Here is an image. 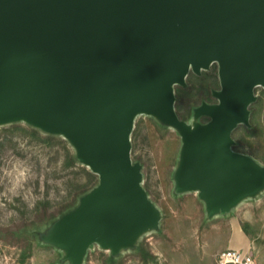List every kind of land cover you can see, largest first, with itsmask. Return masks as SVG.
<instances>
[{
    "label": "water",
    "instance_id": "water-1",
    "mask_svg": "<svg viewBox=\"0 0 264 264\" xmlns=\"http://www.w3.org/2000/svg\"><path fill=\"white\" fill-rule=\"evenodd\" d=\"M214 62L218 102L198 106L210 120L186 135L182 180L224 210L259 177L231 132L264 87V0H0V120L63 128L99 175L76 240L155 223L130 162L132 114L169 113L174 85Z\"/></svg>",
    "mask_w": 264,
    "mask_h": 264
},
{
    "label": "rangeland",
    "instance_id": "rangeland-1",
    "mask_svg": "<svg viewBox=\"0 0 264 264\" xmlns=\"http://www.w3.org/2000/svg\"><path fill=\"white\" fill-rule=\"evenodd\" d=\"M188 93L178 103L183 121L175 103L169 113L139 108L132 114L130 162L155 211V223L127 236L112 234L108 240L100 236L79 241L71 229L100 181L80 194L86 171L93 168L66 131L26 118L0 120V264H169V255L176 257L192 241L202 251L205 239L215 236L216 246L250 248L264 264V87L254 89L253 126L248 124L252 131L241 127L235 134L238 142L231 144L259 177L235 193L224 210L212 208L201 187L182 180L186 135L206 116L195 106L198 93ZM17 163L30 172L28 183L13 197L4 172Z\"/></svg>",
    "mask_w": 264,
    "mask_h": 264
},
{
    "label": "trees",
    "instance_id": "trees-1",
    "mask_svg": "<svg viewBox=\"0 0 264 264\" xmlns=\"http://www.w3.org/2000/svg\"><path fill=\"white\" fill-rule=\"evenodd\" d=\"M221 89V82L219 77V66L217 62H214L208 69L201 70L199 73H195L192 70H189L185 80L181 84H175L174 85V98H175V107L176 111L179 110V105L183 99L188 93V91L191 92H197L198 97L196 100V107L200 106L203 102H210V103H217L218 98L214 95L215 91H218ZM214 99V101H212ZM257 100H254L249 105V120L248 123H239L234 130L231 132V137L233 142H238V139L235 138V134L237 130H239L241 127L245 128L247 131L250 130L249 126H253L251 122V115H252V109L253 104L256 103ZM192 110V107L190 111ZM179 114V112H178ZM180 115V114H179ZM179 119L182 121L185 120L184 117L181 115L179 116ZM210 120L209 116H204V123L208 122ZM248 124H250L248 126ZM233 148L236 151H239L238 145H233ZM88 179L86 182H84L82 185H80V194L85 193L91 189L99 182V175L94 173L93 171L87 170Z\"/></svg>",
    "mask_w": 264,
    "mask_h": 264
},
{
    "label": "crops",
    "instance_id": "crops-1",
    "mask_svg": "<svg viewBox=\"0 0 264 264\" xmlns=\"http://www.w3.org/2000/svg\"><path fill=\"white\" fill-rule=\"evenodd\" d=\"M218 237H214L212 239H205V241L202 244V251H201V244L198 243L196 245V243L194 241H192L190 243V246L187 248H184L181 252H177V256L176 257H172L169 254V259L168 260L169 264H214L215 261V254L216 252L227 248V247H242V246H238L237 244L235 245H225V244H221V245H215V243L218 241ZM188 243V242H187ZM170 253V250H167L166 253ZM201 252H203V256L201 254ZM166 253L162 252V255H166ZM204 257L203 261L202 258ZM166 259V256H165ZM171 262V263H170Z\"/></svg>",
    "mask_w": 264,
    "mask_h": 264
},
{
    "label": "built area",
    "instance_id": "built-area-1",
    "mask_svg": "<svg viewBox=\"0 0 264 264\" xmlns=\"http://www.w3.org/2000/svg\"><path fill=\"white\" fill-rule=\"evenodd\" d=\"M214 264H259L250 248L227 247L215 254Z\"/></svg>",
    "mask_w": 264,
    "mask_h": 264
},
{
    "label": "clouds",
    "instance_id": "clouds-1",
    "mask_svg": "<svg viewBox=\"0 0 264 264\" xmlns=\"http://www.w3.org/2000/svg\"><path fill=\"white\" fill-rule=\"evenodd\" d=\"M29 172L30 169L25 167L23 163L13 164L11 168L5 170L4 177L7 178L8 183L11 185L8 192H11L13 197L17 196L19 194V190L23 189L24 185L28 183ZM2 195H7V193ZM28 207H34V204L29 203Z\"/></svg>",
    "mask_w": 264,
    "mask_h": 264
},
{
    "label": "bare ground",
    "instance_id": "bare-ground-1",
    "mask_svg": "<svg viewBox=\"0 0 264 264\" xmlns=\"http://www.w3.org/2000/svg\"><path fill=\"white\" fill-rule=\"evenodd\" d=\"M140 106H143V107H155L156 109H162L163 107L161 105H156L152 102H143L141 104H139Z\"/></svg>",
    "mask_w": 264,
    "mask_h": 264
}]
</instances>
